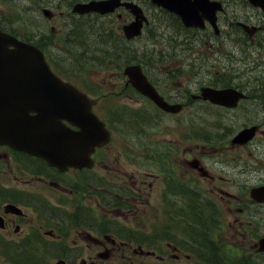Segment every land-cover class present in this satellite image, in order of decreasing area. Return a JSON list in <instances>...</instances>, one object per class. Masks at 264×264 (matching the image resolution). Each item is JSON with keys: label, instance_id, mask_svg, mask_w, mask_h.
Returning a JSON list of instances; mask_svg holds the SVG:
<instances>
[{"label": "flooded vegetation", "instance_id": "obj_1", "mask_svg": "<svg viewBox=\"0 0 264 264\" xmlns=\"http://www.w3.org/2000/svg\"><path fill=\"white\" fill-rule=\"evenodd\" d=\"M219 1L217 33L207 22L202 28L185 26L180 15L154 6L160 22L175 30L170 36L179 38L164 40L176 43L167 54L179 60L174 69L144 72L167 102L177 104L176 112L119 83L112 95L121 85L131 93L92 100L106 130L66 132L109 134L94 148L89 167L58 170L0 144V264H44L51 251L71 250L81 251L80 264H264V189L251 194L264 187V10L247 0ZM38 2L30 34L49 48L55 30L47 31L45 22L61 20L64 13ZM0 3L6 5L0 31L22 39L21 0ZM44 7L52 11L50 19L42 15ZM108 15L120 33L133 17L123 6ZM205 90L218 91L216 100ZM165 118L173 127L159 133L155 147L147 139L156 134L151 122ZM242 129L250 134L240 137ZM113 134H135L118 151L132 164L159 169L157 204L150 206L149 171L133 178L117 167L121 179L94 172L97 166L113 170L100 162ZM57 256L55 264H69Z\"/></svg>", "mask_w": 264, "mask_h": 264}, {"label": "water", "instance_id": "obj_2", "mask_svg": "<svg viewBox=\"0 0 264 264\" xmlns=\"http://www.w3.org/2000/svg\"><path fill=\"white\" fill-rule=\"evenodd\" d=\"M151 1L179 13L184 24L192 26H203L198 9L206 11L208 8L210 15H204L214 25V11L219 7L218 2L208 0H194L192 3L186 0ZM249 1L264 8V0ZM119 5L127 7L135 17L123 26L126 37L138 35L142 22L146 19L141 8L132 1H79L73 4L72 11L80 14L95 11L103 14L113 11ZM2 38V46L12 45L13 48L0 49V54H3L0 56V143L36 154L60 169L68 165L89 164V151L94 144L100 143L98 134H75L77 143L68 144V139H65V147L62 139L59 142V137L65 134H47L51 130L66 133L59 126L58 117L52 116L54 110H61L60 116L79 125L80 131L101 129L102 123L90 112L86 95L56 76L37 47L11 37ZM124 73L138 90L149 95L158 105L170 109L171 106L156 95L139 65L125 66ZM205 95L210 97L211 91ZM32 111L33 114L30 113ZM248 131L250 130H242L239 134H250ZM84 147L85 152L82 150Z\"/></svg>", "mask_w": 264, "mask_h": 264}, {"label": "rangeland", "instance_id": "obj_3", "mask_svg": "<svg viewBox=\"0 0 264 264\" xmlns=\"http://www.w3.org/2000/svg\"><path fill=\"white\" fill-rule=\"evenodd\" d=\"M69 0H39L40 3L47 4L46 6H49L51 9H53L55 12H57L60 8V10L68 9V2ZM140 1V4L147 10L150 17V23L145 28L142 36L140 38L134 39L130 41V46L134 49V52L139 56L141 60L144 61V64L146 65L147 69H152L155 71V73L159 72L157 71V68L166 69L170 67L171 69H174L176 67L177 61L179 59H176V56L173 55L170 59L168 54L166 53L167 49L163 47L164 43L163 41L165 38H169L170 35H174L175 30L173 32H170V27L164 26L163 23L159 25V22L163 19L162 14L154 7L149 6V4L144 0H136ZM38 2V4H39ZM48 2V3H47ZM20 6L22 7V15L21 20L18 23L19 24V31L23 33L30 34L34 20L32 17H35L33 15L34 13V0H21ZM4 7L6 5L0 3V10L3 11ZM71 19L64 15L61 20L58 18H55L54 20H50L49 22H45L46 29H49V27H53L55 30L54 33V42L51 46V58L54 61L55 67L63 72L65 75L69 76L73 81L81 84V83H87L88 85L92 86L94 89L100 88L99 86L104 87V91H113L114 85L123 83L124 79L121 78V75H118L117 73L122 72V62L121 61H114L112 66L107 68H93L89 67L84 70H81V73H78L77 71L73 70L72 67H77L78 65H81V60H79V57L76 56L73 60V64L69 62V58L75 56H70L69 52L66 50L68 48V44L72 40L71 35V29L70 26L72 24H78L82 28H85L86 24L88 23V20H91L90 18L85 17H77L75 16L74 19ZM107 20V19H106ZM61 21V22H59ZM118 24H120L119 21H117ZM40 21L38 20V24L35 26H40ZM66 28L68 30V33L66 36H64L65 31L63 30ZM76 27H73L72 30H75ZM63 30V31H62ZM65 37V39L62 37ZM201 50H205L206 47L202 48V46H198ZM155 50L161 51L160 58L162 59L159 64L155 66H151L148 62V60L152 59L149 57V54L155 52ZM175 53V52H174ZM117 70V71H116ZM168 82H176V78L168 81ZM120 84V85H121ZM123 97V96H120ZM106 99H112L111 96H104ZM116 98V96L114 97ZM173 121L170 119H162L160 121H152L151 122V132L156 134H149L148 140H151V142L156 141L159 139V136L161 137L162 134H159L162 131L171 129L173 127ZM165 126H168L166 128ZM175 134H169V136H174ZM127 137H132L135 139V134H113V138L111 142L106 147V150L102 153V160L100 162H106L108 164V167H113V170H101L97 171L98 166L94 170V172H101L102 174L109 173V177L112 179H121L125 178L117 173L116 168L121 167L125 169L128 173L132 174L133 178L141 177L144 174V171H149L147 175H150V178H147V181H150L153 183V187L151 189V195L149 196L150 200V206L151 203L157 204L158 202V191H159V179H158V172L159 169L157 166H154L153 164L148 165H137L135 163H130L126 159V155H122L118 151V147H122L123 143L127 141ZM136 140V139H135ZM132 142V141H129ZM131 157V156H130ZM158 185V187H157ZM157 187V189H156ZM57 254L61 255L63 258L68 259L69 264H80L79 259L81 257V251H66V252H56L51 251L50 253L45 255V263L44 264H55L56 259L58 258ZM100 264H112L110 261H103V263Z\"/></svg>", "mask_w": 264, "mask_h": 264}, {"label": "trees", "instance_id": "obj_4", "mask_svg": "<svg viewBox=\"0 0 264 264\" xmlns=\"http://www.w3.org/2000/svg\"><path fill=\"white\" fill-rule=\"evenodd\" d=\"M76 27L75 30H72ZM85 28L78 24L71 27L72 40L68 44V52L71 65L76 56L81 60V65L72 67L78 73L89 67L107 68L112 66L114 61L140 62L142 61L129 46L128 42L123 41L113 33L110 23H88ZM150 57V56H149ZM153 58V57H150Z\"/></svg>", "mask_w": 264, "mask_h": 264}]
</instances>
